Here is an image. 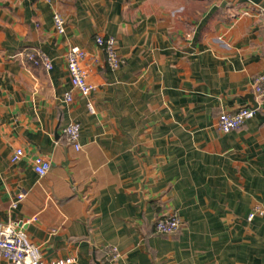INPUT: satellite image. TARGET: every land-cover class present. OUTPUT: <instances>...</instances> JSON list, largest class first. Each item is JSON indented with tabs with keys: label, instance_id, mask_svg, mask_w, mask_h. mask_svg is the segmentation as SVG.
Listing matches in <instances>:
<instances>
[{
	"label": "crops",
	"instance_id": "obj_1",
	"mask_svg": "<svg viewBox=\"0 0 264 264\" xmlns=\"http://www.w3.org/2000/svg\"><path fill=\"white\" fill-rule=\"evenodd\" d=\"M97 35L116 39L118 69ZM74 45L89 97L70 82ZM261 74L264 0H0V222L22 226L46 264H264ZM254 104L243 127L219 129L222 112ZM72 122L80 150L63 132ZM38 155L51 161L42 177ZM167 216L181 227L156 233Z\"/></svg>",
	"mask_w": 264,
	"mask_h": 264
},
{
	"label": "built area",
	"instance_id": "obj_2",
	"mask_svg": "<svg viewBox=\"0 0 264 264\" xmlns=\"http://www.w3.org/2000/svg\"><path fill=\"white\" fill-rule=\"evenodd\" d=\"M53 24L56 32H65V18L55 11L53 13ZM96 44L101 47L106 53V62L112 70L118 69L124 62L123 58L118 54L117 42L113 36L97 35L95 37ZM87 52L80 46L74 45L69 48L67 53V67L70 75V82L83 96L89 97L95 90V86L87 79V74L82 67L81 61L85 58ZM25 60L35 66H43L47 70L53 68V62L49 55L38 49H26L20 52ZM257 94L264 95V74L258 75L254 84ZM64 100L70 102L73 100L71 92H65ZM88 107L91 112H95L91 101L88 102ZM256 109L251 107H242L235 112H222L218 118V127L222 132H230L232 130L240 129L245 123L254 117ZM64 135L68 141L71 142L77 150H80V137L82 132V125L79 122H72L63 129ZM24 156V150L17 149L11 157L13 163L18 162ZM33 166L35 172L39 176H45L51 169V161L45 156L38 155L34 158ZM25 193L18 194L13 200L12 205L16 207L18 203L25 197ZM262 214L263 211L259 209ZM255 212L250 214L248 218L252 220ZM156 233L172 234L176 232L182 225V221L178 216H167L159 218L156 221ZM111 255L116 259L119 253L115 247L111 249ZM0 259H6L13 264H46L43 260L40 246L33 243L28 233L22 226L16 223L0 222ZM74 261V258L69 257L65 259L52 261L50 264H68Z\"/></svg>",
	"mask_w": 264,
	"mask_h": 264
},
{
	"label": "water",
	"instance_id": "obj_3",
	"mask_svg": "<svg viewBox=\"0 0 264 264\" xmlns=\"http://www.w3.org/2000/svg\"><path fill=\"white\" fill-rule=\"evenodd\" d=\"M252 108V107H251ZM253 109H257V104H254Z\"/></svg>",
	"mask_w": 264,
	"mask_h": 264
},
{
	"label": "trees",
	"instance_id": "obj_4",
	"mask_svg": "<svg viewBox=\"0 0 264 264\" xmlns=\"http://www.w3.org/2000/svg\"><path fill=\"white\" fill-rule=\"evenodd\" d=\"M154 228H155V231H156V224H155Z\"/></svg>",
	"mask_w": 264,
	"mask_h": 264
}]
</instances>
